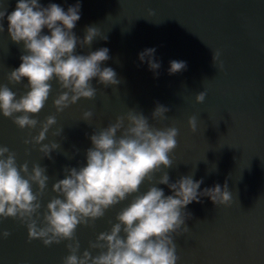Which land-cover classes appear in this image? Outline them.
Returning <instances> with one entry per match:
<instances>
[{"label":"water","instance_id":"water-1","mask_svg":"<svg viewBox=\"0 0 264 264\" xmlns=\"http://www.w3.org/2000/svg\"><path fill=\"white\" fill-rule=\"evenodd\" d=\"M11 12L17 0H0ZM78 0H39L43 6L56 3L67 11ZM80 20L73 32L83 39L88 26L97 27L100 36L91 46H77V54L87 55L100 48H108L110 59L101 67H111L117 73L118 85L105 87L92 80L97 89L94 99L81 98L63 112L57 113L53 99L61 91L53 80V91L37 117L43 121L55 115L57 123L42 143L56 141L60 148L51 159L42 158L40 145L24 144V139L38 134L36 129H19L11 119L0 113V145L17 154V164L25 161L29 169L35 163L46 167L47 188L40 197L41 217L47 203L57 194L52 184L65 176V167L86 164V150L90 136L117 116L129 110L142 112L149 124L156 128L176 127L177 147L170 154L173 166L155 174L153 183L167 171L170 182L192 175L203 179L199 191L227 181L232 192L229 206L214 205L204 196L200 203L192 202L186 211L189 232L174 235L177 264H264V0H79ZM152 15H149V12ZM0 33V85H7L23 95L27 81L9 84L7 74L21 63L23 45ZM44 34H49L44 29ZM155 48L160 63L156 72L147 62L139 60V53ZM220 57L213 63V53ZM186 62V69L169 74L170 61ZM222 64V67H221ZM158 73V74H157ZM205 92L203 103L195 96ZM157 104L169 109L163 120H153ZM92 111L90 120L83 113ZM196 117L197 131L193 133L188 119ZM61 136H53L57 129ZM119 135V133H118ZM67 154V155H65ZM105 212L92 226H78L76 239L80 254L88 249L101 232L109 231L117 213L135 195ZM171 195L163 184L156 185ZM36 191V186H33ZM11 235L0 238V264H62L69 254L66 244L44 246L42 241H29L27 227L12 218L0 221V232ZM96 255L97 251L92 250Z\"/></svg>","mask_w":264,"mask_h":264},{"label":"clouds","instance_id":"clouds-1","mask_svg":"<svg viewBox=\"0 0 264 264\" xmlns=\"http://www.w3.org/2000/svg\"><path fill=\"white\" fill-rule=\"evenodd\" d=\"M80 7L79 0L67 11L56 3L45 7L39 0H17L15 9L9 12L0 2V33L5 31L6 20L10 40L23 45L21 63L7 74V80L13 85L26 80L24 86L28 89L17 97L6 84L0 85V113L21 130L39 126L38 134L23 143L40 145L41 159H51V153L60 148L56 141L42 143L57 123L56 116L49 115L43 121L34 118L49 99L53 80L61 89L53 99L57 113L81 98L94 99L97 93L92 85L94 78L105 87L120 83L114 69L101 67L110 59L108 48L77 54L78 45L90 47L95 38L101 37L94 26L86 27L83 39L75 35L73 29L81 18ZM44 29L49 34H44ZM101 38L107 40V36ZM155 51L148 48L138 54L139 60L147 62L154 72L160 68ZM219 57V51L213 53L214 65ZM186 66L184 61L173 60L168 72L175 74ZM205 96L201 91L195 101L203 103ZM168 111L157 104L153 120L165 119ZM92 115V111H85L83 120L88 122ZM188 125L195 133L196 117H190ZM62 132V128L57 129L53 136H61ZM177 136L176 127L156 128L142 112L129 110L126 115L117 116L114 123L98 132L94 130L90 136L92 146L86 150V164L65 167L64 178L52 184L57 195L47 203L42 217L40 197L49 181L46 167L35 163L30 170L28 161L18 165L17 154L0 145V221L8 218L19 221L27 227L29 241L39 239L46 247L70 241L66 244L69 254L62 264H177L174 235L181 236L190 230L186 224L191 219L187 206L194 201L200 203L204 196L216 206H229L233 199L227 181L223 186L216 184L199 191L203 179L194 180L188 175L171 183L167 171H163L153 183L155 174L173 166L170 154L177 147ZM145 181L150 185L147 191L135 195L117 213L110 230L99 233L80 254L77 227L92 226L108 209L139 193ZM157 184L166 185L172 194L165 195ZM10 235L7 230L0 232L3 239ZM92 250L97 254L93 255Z\"/></svg>","mask_w":264,"mask_h":264}]
</instances>
